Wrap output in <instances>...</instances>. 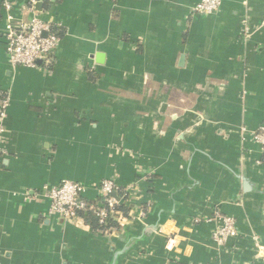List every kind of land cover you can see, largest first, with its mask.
<instances>
[{
	"label": "crops",
	"instance_id": "0c3cea01",
	"mask_svg": "<svg viewBox=\"0 0 264 264\" xmlns=\"http://www.w3.org/2000/svg\"><path fill=\"white\" fill-rule=\"evenodd\" d=\"M36 1L61 35L38 69L11 65L0 7V264H264V154L242 134L264 125V0ZM106 179L127 190L120 230L48 215L44 187L95 200ZM217 211L239 228L224 247Z\"/></svg>",
	"mask_w": 264,
	"mask_h": 264
},
{
	"label": "built area",
	"instance_id": "2783aa9c",
	"mask_svg": "<svg viewBox=\"0 0 264 264\" xmlns=\"http://www.w3.org/2000/svg\"><path fill=\"white\" fill-rule=\"evenodd\" d=\"M36 0H31L27 11L32 14L28 21L17 20L14 10L17 3L14 0H0V7L5 12L4 36L7 45V54L13 68H40V60H51L59 50L61 38L55 33V27L51 22L44 21L36 12ZM223 0H201L193 8V13L201 16H211L220 11ZM264 24V19H263ZM11 99L8 97L0 102V170L4 167V160L9 155L7 147V120ZM243 142L251 141L259 145L264 154V125L256 130L242 129ZM98 197L97 204L86 199L87 188L78 182L63 181L57 186H46L40 196L50 203L49 216H56L64 222L81 220L82 213L93 211L96 213L100 225H106L112 218L118 217L122 226L126 218L117 210L118 206L127 202L125 195L119 197L122 191L115 179L103 180L96 187ZM127 191V190H126ZM127 193V192H125ZM117 194V197L115 196ZM216 223L212 233V240L219 247H224L231 239L239 236L237 221L230 215L220 211L215 212L211 219ZM255 248L263 252L261 240L254 237Z\"/></svg>",
	"mask_w": 264,
	"mask_h": 264
},
{
	"label": "trees",
	"instance_id": "16d2710c",
	"mask_svg": "<svg viewBox=\"0 0 264 264\" xmlns=\"http://www.w3.org/2000/svg\"><path fill=\"white\" fill-rule=\"evenodd\" d=\"M58 30V31H57ZM59 29L55 27V33L61 37L60 34H58ZM122 189L121 192H119V197L121 198L122 196L125 195L126 200L128 199V195L126 192V189L123 187H120ZM86 199L93 203V204H97L100 200V198L98 197V193H97V198L95 200H89L87 198L86 195ZM130 209L131 207H129L126 202L123 203L122 205L118 206L117 210L122 214V216L124 218H127L130 216ZM81 219L83 220L84 224L87 225L93 232H97V233H102V234H108L110 232H112L113 230H120L121 229V225L119 224L118 221V217L115 218H111L106 225H100L99 223V219L96 215V213H94L93 211H88L85 213H82L80 215Z\"/></svg>",
	"mask_w": 264,
	"mask_h": 264
},
{
	"label": "water",
	"instance_id": "95a60500",
	"mask_svg": "<svg viewBox=\"0 0 264 264\" xmlns=\"http://www.w3.org/2000/svg\"><path fill=\"white\" fill-rule=\"evenodd\" d=\"M42 3H37L36 6L37 7H41ZM44 61L43 60H40L39 63H43ZM246 186H248V184H246ZM115 196L117 197V194H115Z\"/></svg>",
	"mask_w": 264,
	"mask_h": 264
}]
</instances>
